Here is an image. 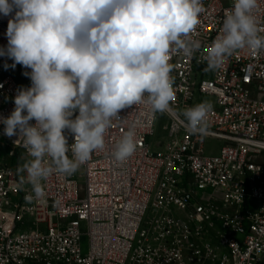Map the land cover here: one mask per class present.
<instances>
[{
  "label": "built area",
  "instance_id": "obj_1",
  "mask_svg": "<svg viewBox=\"0 0 264 264\" xmlns=\"http://www.w3.org/2000/svg\"><path fill=\"white\" fill-rule=\"evenodd\" d=\"M202 2L191 36L201 50L171 54L176 101L173 114H163L167 137L156 149L160 113L147 103L126 108L104 150L72 175L53 173L42 181L45 197L29 204L31 185L17 187L13 159L30 157L0 123L11 160L0 165V264H264V50H239L207 70L203 49L220 34L234 0ZM254 14L264 35V0ZM11 18L0 14V48ZM12 63L0 56V117L14 110L17 91L31 86L20 77L31 70ZM203 96L214 103L201 136L187 130L180 113ZM129 128L136 151L117 162L113 146ZM211 141L222 146L210 154Z\"/></svg>",
  "mask_w": 264,
  "mask_h": 264
},
{
  "label": "clouds",
  "instance_id": "obj_2",
  "mask_svg": "<svg viewBox=\"0 0 264 264\" xmlns=\"http://www.w3.org/2000/svg\"><path fill=\"white\" fill-rule=\"evenodd\" d=\"M257 7L258 0H234L220 34L203 49L207 70L221 68L239 50H264ZM204 11L202 0H0V14L12 16L0 56L13 60L12 68L31 70L23 73L31 86L20 88L14 110L0 117L4 134L17 136L14 143L22 141L30 157L17 168V187L31 185L27 203L45 197L42 181L53 173L72 175L104 150L122 110L147 103L154 116L173 114L171 54L201 50L191 36ZM211 111V103L195 104L182 110L181 122L202 136ZM136 148L129 128L112 156L125 162Z\"/></svg>",
  "mask_w": 264,
  "mask_h": 264
},
{
  "label": "rangeland",
  "instance_id": "obj_3",
  "mask_svg": "<svg viewBox=\"0 0 264 264\" xmlns=\"http://www.w3.org/2000/svg\"><path fill=\"white\" fill-rule=\"evenodd\" d=\"M23 75L24 74L21 73L20 77H22ZM197 100H198V103L208 102V103H211L212 106H213V103H214V99H212L210 97H207V96L198 97ZM160 115H161L160 119H159V121L157 122V125H156L155 135H154L153 138H151L152 145L154 146L155 149L157 148V146L159 144L164 142L166 137H167V133L163 130L164 125L167 123V119H166V117L163 114H160ZM221 146L222 145L220 143L215 142V141H211V142L207 143L206 151H207V153L211 154L212 151L220 149ZM8 151H9L8 144L5 141L0 139V165L8 164L9 159H10L7 156ZM216 154H217V152H216ZM27 159L28 158H25V157L21 158L20 159V165L23 164ZM14 168H15V170H17L18 166L15 165ZM84 242L87 243V236H84Z\"/></svg>",
  "mask_w": 264,
  "mask_h": 264
},
{
  "label": "trees",
  "instance_id": "obj_4",
  "mask_svg": "<svg viewBox=\"0 0 264 264\" xmlns=\"http://www.w3.org/2000/svg\"><path fill=\"white\" fill-rule=\"evenodd\" d=\"M20 157L19 156H16L14 159H13V166L17 165L19 166L20 165Z\"/></svg>",
  "mask_w": 264,
  "mask_h": 264
},
{
  "label": "crops",
  "instance_id": "obj_5",
  "mask_svg": "<svg viewBox=\"0 0 264 264\" xmlns=\"http://www.w3.org/2000/svg\"><path fill=\"white\" fill-rule=\"evenodd\" d=\"M11 162V160H9V162L8 163H10Z\"/></svg>",
  "mask_w": 264,
  "mask_h": 264
}]
</instances>
